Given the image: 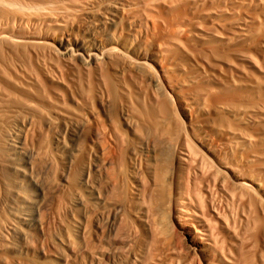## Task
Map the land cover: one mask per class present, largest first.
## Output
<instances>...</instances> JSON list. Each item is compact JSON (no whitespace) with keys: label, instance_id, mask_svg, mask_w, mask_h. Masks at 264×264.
I'll return each mask as SVG.
<instances>
[{"label":"bare ground","instance_id":"bare-ground-1","mask_svg":"<svg viewBox=\"0 0 264 264\" xmlns=\"http://www.w3.org/2000/svg\"><path fill=\"white\" fill-rule=\"evenodd\" d=\"M260 3L263 0H0V104L22 103L30 95L20 89L18 78L6 74L7 63L14 69L19 63L37 64L40 58L32 52L44 38L36 32L64 26L84 14L87 42L62 45V54L82 60L84 73L102 85L106 95L112 88L123 96L130 92L136 102L147 105L135 113L154 134L143 143L146 159L135 163L134 185L118 195L112 184L105 191L93 187L92 168L83 174L95 201L106 205L120 198L122 208L133 212L136 264L194 263L178 256L170 226L184 236L202 264H264V148L259 139L264 137L253 135L264 121V86L255 77L264 73V39L259 37L260 19L256 24L250 13ZM242 12L249 19L239 18ZM144 74L154 91L143 87ZM130 112L126 106L125 116ZM33 134L6 133L9 154L0 161L17 175L10 190L18 206L16 218L25 229L35 221V210H29L32 201L23 187L36 196L43 193L23 149ZM113 145V152L122 148ZM76 196L89 218L96 206L84 194ZM89 227H82L81 246L67 241L72 264L106 259V251L95 246L102 239L97 234L95 240ZM18 231L23 237L24 229Z\"/></svg>","mask_w":264,"mask_h":264},{"label":"rangeland","instance_id":"rangeland-1","mask_svg":"<svg viewBox=\"0 0 264 264\" xmlns=\"http://www.w3.org/2000/svg\"><path fill=\"white\" fill-rule=\"evenodd\" d=\"M263 4L250 10V13L253 11L251 15L255 14L256 24L260 19L258 27L261 30L259 37L263 36L261 40L264 39ZM243 12L239 18L243 16V19H249L246 17L248 14ZM83 15L74 16V20H65L64 26H51L36 32L44 38V43L32 52L40 58L39 62L36 60L37 64L26 63L24 67L23 63H19L23 66L18 64L17 69H14L16 67L12 68L7 63L4 68L10 79H13L11 76L18 78L22 86L20 89L27 90L30 95H26L23 100L26 102L0 104V161L9 154L4 137L6 133L15 131L21 136L30 130L34 133L33 140L26 141L23 149L30 157L31 171L41 182L43 193L36 196L33 191L23 187L32 201L29 210H35V221L29 228H23L16 218L18 206L11 193L12 182L17 175L9 164L0 162V264H72L67 241L74 240L76 244H82V230H87L90 225L91 229L89 227L88 230L91 232H88L96 233L93 234L94 239L97 234L102 239V243L96 242L95 246L107 253L106 259L103 257L104 260L99 264H136L133 239L136 238L138 226L135 224L137 227L134 231L136 222L133 212L122 208L123 199L120 198H113L106 205L95 201L92 193L86 189L83 174L92 168L89 178L94 188L105 191L112 184L114 193L120 195L126 186L134 185L133 174L138 171V164L135 163H142L146 159L147 151L143 143L154 131L135 113L147 109L144 102H136L130 92L123 96L113 88L110 92L106 89V95L104 87L91 82L84 73L82 60L62 54V45L75 46L87 42L86 27L82 26ZM261 42L263 44L264 40ZM41 60L45 61V66ZM19 67H23L22 70ZM263 67L264 63L261 69ZM258 74L259 77L255 76L256 83L261 82L263 87L264 73ZM144 77L143 87L154 91L149 75L144 74ZM36 83L40 85L36 87ZM125 85L130 91L133 89L130 82L127 81ZM126 106L133 110L127 116ZM259 123L261 126L253 130V135L264 137V121ZM259 139L260 146L264 148V138L263 141ZM116 142L122 148L113 152ZM16 163L25 165L22 161ZM77 193L84 194L85 199L96 206L92 218L85 219L84 208L76 202ZM263 198L264 195L260 200L264 204ZM19 228L25 231L23 237L19 234ZM100 231L103 235H100ZM168 231L172 238L176 236L173 239L174 243H178L175 244L178 246L176 250L182 252H177L178 256L181 254L180 257L184 259L190 257L189 260H194L195 264H202L199 258L193 257L183 235L174 232L172 226Z\"/></svg>","mask_w":264,"mask_h":264}]
</instances>
